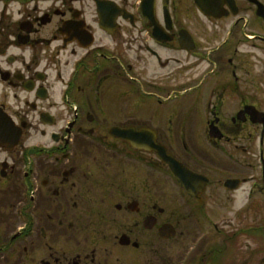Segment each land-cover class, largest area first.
Listing matches in <instances>:
<instances>
[{
  "label": "flooded vegetation",
  "instance_id": "obj_1",
  "mask_svg": "<svg viewBox=\"0 0 264 264\" xmlns=\"http://www.w3.org/2000/svg\"><path fill=\"white\" fill-rule=\"evenodd\" d=\"M235 193L207 264H264V0H0V264H196Z\"/></svg>",
  "mask_w": 264,
  "mask_h": 264
},
{
  "label": "rangeland",
  "instance_id": "obj_2",
  "mask_svg": "<svg viewBox=\"0 0 264 264\" xmlns=\"http://www.w3.org/2000/svg\"><path fill=\"white\" fill-rule=\"evenodd\" d=\"M171 181L169 179V177L167 175H164L163 178V184H164V193L165 195V199H164V206L167 207L168 209H171L175 203L173 201H170L171 198V194H172V185H171ZM172 186V187H170ZM219 194H221L219 192ZM234 202L231 204V206L229 207H224L222 205L221 202H219L218 200L215 201V199H210L207 200L206 203V213L209 216L208 219H204L203 217H201L199 219V215L195 216V215H191L188 216L185 219V227L186 230L185 233H183L181 236L177 237L175 239H173L172 243L175 246V249H173V247H171L172 255H174V257L176 258V260L179 258H181L183 255L186 256L185 261L187 260V256H188V250L189 248H193L191 251V259L197 264V262L199 261V259H203L202 262H204L205 264L208 263V260H210L209 258H207V256L209 255V250H211V246H218L220 245L218 242V238H216V234L211 230V222H216V224L220 227L222 225V221L223 220H227L232 218L233 213L232 211L229 210H234L237 208V206L240 204V197L238 196V194L235 193L234 195ZM258 204L260 205L259 210H255L253 214H251L250 216H247V218L245 219L246 222H250L251 220H253V224L254 226L258 225L260 227H262L264 229V194L260 195L258 197ZM260 216V217H258ZM251 217H253L251 219ZM194 219V220H193ZM196 221V223H195ZM237 224V222H236ZM251 224V223H249ZM235 226V225H233ZM180 228H183L182 226H180ZM206 235V236H205ZM245 237H241L240 240L239 239V243L240 245H246V244H242L243 242H246ZM261 240V239H260ZM259 242H264V239L261 240ZM211 247V248H210ZM216 249V248H215ZM262 254V253H261ZM178 259V261H179ZM212 264H230V262L226 263V261H219V259L214 260V262H211ZM260 264H262V262H260Z\"/></svg>",
  "mask_w": 264,
  "mask_h": 264
},
{
  "label": "water",
  "instance_id": "obj_3",
  "mask_svg": "<svg viewBox=\"0 0 264 264\" xmlns=\"http://www.w3.org/2000/svg\"><path fill=\"white\" fill-rule=\"evenodd\" d=\"M158 154L167 162L171 174L185 187L188 191L193 175L175 161L170 155L166 154L163 148H157ZM199 180V179H198Z\"/></svg>",
  "mask_w": 264,
  "mask_h": 264
}]
</instances>
